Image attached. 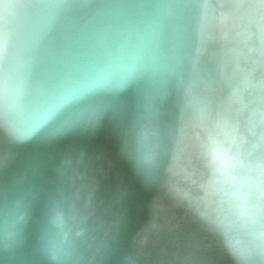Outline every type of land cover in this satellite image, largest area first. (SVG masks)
<instances>
[{
  "label": "water",
  "instance_id": "obj_1",
  "mask_svg": "<svg viewBox=\"0 0 264 264\" xmlns=\"http://www.w3.org/2000/svg\"><path fill=\"white\" fill-rule=\"evenodd\" d=\"M0 40V264H237L169 168L223 118L264 189V0H0Z\"/></svg>",
  "mask_w": 264,
  "mask_h": 264
},
{
  "label": "clouds",
  "instance_id": "obj_2",
  "mask_svg": "<svg viewBox=\"0 0 264 264\" xmlns=\"http://www.w3.org/2000/svg\"><path fill=\"white\" fill-rule=\"evenodd\" d=\"M220 23L226 30L237 26V20L231 16L222 17ZM5 50V42L0 40V60ZM195 140L204 175L197 178L184 169L177 155L169 172L183 177L191 187L173 184L169 190L175 199L196 209L200 220L223 239L228 254L237 264H250L254 256L264 251V189L256 185L259 195L255 198L241 191L250 182L239 175L236 136L230 121L219 119L206 137L197 134Z\"/></svg>",
  "mask_w": 264,
  "mask_h": 264
}]
</instances>
